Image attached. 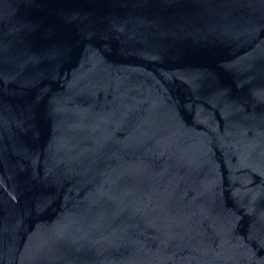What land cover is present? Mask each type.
<instances>
[{
    "label": "water",
    "instance_id": "1",
    "mask_svg": "<svg viewBox=\"0 0 264 264\" xmlns=\"http://www.w3.org/2000/svg\"><path fill=\"white\" fill-rule=\"evenodd\" d=\"M0 264H264V0H0Z\"/></svg>",
    "mask_w": 264,
    "mask_h": 264
}]
</instances>
